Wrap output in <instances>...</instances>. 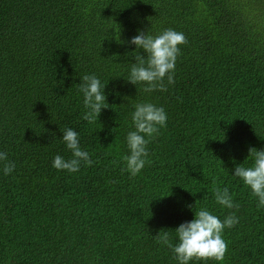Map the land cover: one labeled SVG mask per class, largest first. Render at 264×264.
Masks as SVG:
<instances>
[{"label": "trees", "instance_id": "1", "mask_svg": "<svg viewBox=\"0 0 264 264\" xmlns=\"http://www.w3.org/2000/svg\"><path fill=\"white\" fill-rule=\"evenodd\" d=\"M167 28L187 38L175 83L145 93L126 81L130 40ZM85 74L108 82L95 122ZM144 101L165 108L167 126L131 176L126 137ZM67 127L92 161L76 173L53 167L71 157ZM250 147L264 148V0H0V150L16 165L5 175L0 162V264H177L165 232L175 243L200 208L239 222L222 261L191 264H264V208L231 176ZM216 186L239 207L218 204Z\"/></svg>", "mask_w": 264, "mask_h": 264}, {"label": "clouds", "instance_id": "2", "mask_svg": "<svg viewBox=\"0 0 264 264\" xmlns=\"http://www.w3.org/2000/svg\"><path fill=\"white\" fill-rule=\"evenodd\" d=\"M187 42L185 34L173 28H167L159 34L153 35L148 31L138 30L130 40L135 50L130 53L135 62L130 63L127 80L133 85H141L145 93L155 90L167 91V85L175 83V68L180 46ZM167 81V84L165 83ZM108 82H103L95 74L83 75L78 84L83 95L85 108L84 119L95 122L103 109L108 108L105 88ZM131 120L135 130L128 132L126 140L130 154L123 157L125 171L131 176L138 175L148 163V144L167 126L168 114L163 106L144 101L135 104L131 113ZM65 147L71 152L70 158L57 154L53 160V167L76 173L80 170L81 162L91 163L87 150L81 147L80 133L71 127L60 130ZM251 158L250 163H246ZM0 162H4L3 173L8 175L15 170V162L8 160V154L0 150ZM239 178L248 186L257 198V207L264 208V148H249V156L242 163L235 166L231 175ZM215 200L228 209L238 208L228 187L214 188ZM192 208L191 205L188 206ZM239 222L235 212H231L223 219L213 214L207 208H200L194 212V218L182 222L174 230L175 243L165 232L164 243L172 250L177 264H191L192 261L215 260L222 261L227 252V242L223 238L226 228H231Z\"/></svg>", "mask_w": 264, "mask_h": 264}]
</instances>
